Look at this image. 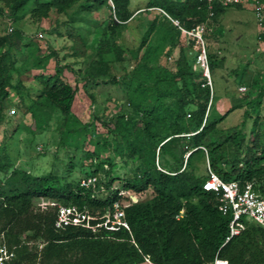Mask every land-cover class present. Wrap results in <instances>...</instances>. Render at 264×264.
<instances>
[{"label":"trees","instance_id":"1","mask_svg":"<svg viewBox=\"0 0 264 264\" xmlns=\"http://www.w3.org/2000/svg\"><path fill=\"white\" fill-rule=\"evenodd\" d=\"M111 1L108 31L113 36L132 13L128 7L129 0ZM233 6L242 8L240 4ZM145 7L163 9L186 29L201 22H206L210 27L209 21L228 8L214 3L213 16L208 17L206 5L201 0H148ZM8 19L12 26V19ZM155 24L157 41L143 54L145 59L153 57L154 64L147 67L138 63L130 76L132 97L128 105L134 115L128 117L120 113L113 124H107V130L115 141L114 145L111 144L112 155L109 153L98 163L93 158L95 164L91 163V159L89 165L82 168L81 178L97 176L105 195H98L92 188L82 187L81 178L76 183H70L51 172L31 174L22 167L12 165L9 153L1 149L0 173L3 179H0V233L6 235L8 244L19 245L15 263L138 264L144 256H148L154 264H208L217 255L227 259L228 264H264V227L245 223L244 229L223 244L230 217L219 211L215 194L202 188L207 175L196 177L188 165L194 154L204 150L209 168L223 180H235L243 184L252 179H262L264 142L246 144L240 128H235L230 136L217 133L216 125L229 112L243 106L247 107L244 118L249 114L248 110L257 112L264 96V80L257 86L259 81L254 79L242 97L235 99L218 118L208 120L212 101L209 88L201 86L204 79L200 77L197 82L194 81V42L190 40L184 43L177 26L163 14L158 16ZM13 32L15 38L11 36ZM20 36L21 32L13 26L10 32L0 36V48L6 46L0 54V122L5 116L6 103L3 99L7 98L8 89L20 91V82L11 83L5 66L9 49L16 46L14 40L21 39ZM147 36L149 32L143 34L142 46ZM178 40H182L183 44L173 61L174 70L159 66L162 61L171 59ZM106 53H112L117 61L122 58L121 48L115 41L100 39L97 45L99 59L92 61L86 70L88 77L104 74L101 61ZM207 61L211 72L214 64L210 61L209 53ZM55 71L60 73L62 68L56 66ZM62 89L63 96L49 94L42 101L33 102L27 112L34 116L37 111L42 112L40 108L50 110L62 106L64 114L69 115L73 90L69 85H64ZM213 93L212 88V96ZM189 106L193 107L188 111ZM138 122L142 124L141 136L135 142L138 140L136 136L135 141L129 137ZM162 123L166 125L159 133L156 127ZM40 125L42 122L38 123ZM35 129L28 128L27 132L34 136ZM71 131L67 129L66 134ZM118 138L120 141L116 142ZM121 144H124V148ZM123 150H127L138 162L133 168V176L126 179L115 177L109 171L110 167L104 168L106 164H112L114 157L122 155ZM184 154L187 156L183 159ZM94 155L92 153L91 157ZM161 155L163 158L160 159ZM159 162H162L163 167L160 168L164 171L157 168ZM223 163L226 169H223ZM100 171L102 177L98 175ZM115 178L120 179L118 183L122 188L135 194L151 190L148 200H137L124 208L129 230L105 227L94 230L76 226L56 229V207L54 211L44 210L40 213H33L31 209L34 198H45L79 208L86 207L90 213L101 215L114 201L122 199L118 189L112 186ZM180 210L183 213L176 218ZM28 231L31 235L25 240H43L40 249L31 252L26 243H20V234Z\"/></svg>","mask_w":264,"mask_h":264},{"label":"rangeland","instance_id":"2","mask_svg":"<svg viewBox=\"0 0 264 264\" xmlns=\"http://www.w3.org/2000/svg\"><path fill=\"white\" fill-rule=\"evenodd\" d=\"M261 2L264 7V0ZM147 3L148 0H129L132 16L110 36L108 27L112 6L108 0H0V36L9 32L8 18L12 19L14 29L21 32V39L14 40L16 46L9 49L5 60L11 83L19 81L20 91L9 88L7 98L3 99L6 108L0 122V156L4 148L10 153L14 166L37 175L51 172L65 182L76 183L83 176L82 168L88 166L91 159L95 164L93 158L98 163L109 153L112 155L111 144L114 145L115 141L107 124H113L120 113L128 117L134 115L128 105L132 97L131 72L138 63L147 67L154 64L153 57L145 59L143 54L157 41L154 27L161 13L154 7L146 8ZM209 22L212 30L208 31L206 42L210 61L214 64L210 72L214 91L208 114L211 121L224 113L235 99L242 97L254 79L259 81L257 86L264 80V24H257L250 4L242 5L241 9L228 7ZM147 32L149 36L142 46L143 34ZM11 36L15 38L14 32ZM100 39L115 41L121 48L122 58L117 61L112 53L104 54L101 61L104 74L88 77L86 70L92 61L99 59L97 45ZM182 44V40H178L171 59L162 61L159 66L174 70L173 61ZM5 47L0 48V54ZM56 66L62 68L60 73L55 71ZM194 72V81L197 82L201 74L198 70ZM64 85L73 90L69 115L58 106L50 110L40 108L42 112L30 116L27 110L33 102L42 101L49 94L63 96ZM241 85L246 87L244 92L238 91ZM192 107L189 106L188 111ZM11 108L14 109L12 114L9 113ZM246 109L243 106L229 112L217 123V133L232 136L238 127L244 143L257 141L263 144L264 96L259 110H248L249 114L244 118ZM39 122L42 125L38 126ZM138 123L129 137L135 141L136 136L138 140L135 142L141 136L142 124ZM165 125L162 123L156 130L161 133ZM28 128H37L34 136L29 135ZM67 129L72 131L66 134ZM163 135L160 134L159 139ZM121 146L124 148V144ZM92 153L96 155L91 157ZM185 156L187 154L183 159ZM111 162L104 168L110 167L109 171L120 179L132 177L133 168L138 165L127 150ZM188 165L196 177L206 176L210 167L206 151L194 154ZM159 166L163 167L162 162ZM222 167L226 169L225 164ZM98 175L102 177L101 171ZM117 178L113 187L119 185L120 179ZM0 179H3L2 173ZM134 195L137 200L145 201L150 198L151 190ZM60 203L34 198L31 209L33 213L54 211ZM30 235L29 231L20 234V243H26L28 251L33 252L44 243L38 238L25 240Z\"/></svg>","mask_w":264,"mask_h":264},{"label":"built area","instance_id":"3","mask_svg":"<svg viewBox=\"0 0 264 264\" xmlns=\"http://www.w3.org/2000/svg\"><path fill=\"white\" fill-rule=\"evenodd\" d=\"M112 6V1L108 0ZM205 3L208 10V17L213 16V4L220 3L224 7L236 4L252 6L253 16L259 26L264 24V7L260 0H201ZM161 14L167 16L171 22L177 26L185 42L192 40L195 50V60L193 69L198 70L204 82L201 86H207L210 90V99L212 97V80L207 61V42L205 34L211 31L206 22H201L190 29L184 28L177 19L170 18L167 13L156 8ZM12 29L11 22H8L7 30ZM245 86H239L238 91L244 92ZM10 114L14 113L11 108ZM159 170L164 171L157 164ZM80 185L84 188H92L95 192H105L102 185L98 183V177L90 175L81 178ZM99 187V189H97ZM118 189V195L122 197L120 200L113 202L112 206L104 211L101 215L92 214L86 207H77L73 204H58L55 211L54 227L62 229L66 226L83 227L87 229H99L105 227L107 229L124 228L129 230L128 223L125 219L124 208L130 203L137 202L135 193L125 190L120 185L113 187ZM202 188L212 191L218 200V209L223 215L230 217L228 224V233L225 236L223 244L229 241L233 236L237 235L245 227V223H252L264 227V176L260 180L252 179L243 184L235 180L225 181L210 168L207 177L202 183ZM182 210L176 215L181 216ZM4 233H0V264H24L23 262L15 263L17 258L16 249L19 245L8 244ZM34 264H40L36 262ZM138 264H154L148 256H144L142 262ZM208 264H228L227 259L215 255Z\"/></svg>","mask_w":264,"mask_h":264},{"label":"crops","instance_id":"4","mask_svg":"<svg viewBox=\"0 0 264 264\" xmlns=\"http://www.w3.org/2000/svg\"><path fill=\"white\" fill-rule=\"evenodd\" d=\"M10 154V153H9ZM34 166V165H33Z\"/></svg>","mask_w":264,"mask_h":264}]
</instances>
